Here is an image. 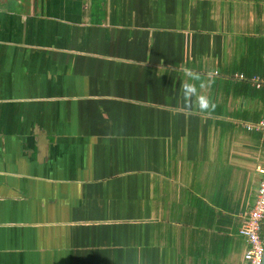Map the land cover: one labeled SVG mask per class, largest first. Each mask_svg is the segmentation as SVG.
I'll list each match as a JSON object with an SVG mask.
<instances>
[{
  "label": "crops",
  "instance_id": "obj_1",
  "mask_svg": "<svg viewBox=\"0 0 264 264\" xmlns=\"http://www.w3.org/2000/svg\"><path fill=\"white\" fill-rule=\"evenodd\" d=\"M253 75L264 0H0V264H242Z\"/></svg>",
  "mask_w": 264,
  "mask_h": 264
},
{
  "label": "built area",
  "instance_id": "obj_2",
  "mask_svg": "<svg viewBox=\"0 0 264 264\" xmlns=\"http://www.w3.org/2000/svg\"><path fill=\"white\" fill-rule=\"evenodd\" d=\"M234 77L243 79V73H235ZM251 83L256 88L264 87V76L253 75ZM247 130H261L264 132V119L256 122H244ZM259 174L254 198L248 206L242 209L238 216L240 224L237 233L243 238L244 249L242 264H261L264 251V161L256 168Z\"/></svg>",
  "mask_w": 264,
  "mask_h": 264
},
{
  "label": "water",
  "instance_id": "obj_3",
  "mask_svg": "<svg viewBox=\"0 0 264 264\" xmlns=\"http://www.w3.org/2000/svg\"><path fill=\"white\" fill-rule=\"evenodd\" d=\"M261 264H264V251H263V255H262V261Z\"/></svg>",
  "mask_w": 264,
  "mask_h": 264
}]
</instances>
